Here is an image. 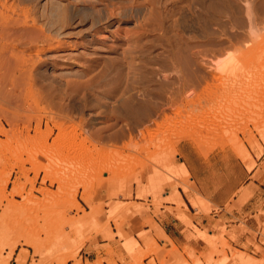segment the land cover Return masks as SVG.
Returning a JSON list of instances; mask_svg holds the SVG:
<instances>
[{"label":"rangeland","instance_id":"rangeland-1","mask_svg":"<svg viewBox=\"0 0 264 264\" xmlns=\"http://www.w3.org/2000/svg\"><path fill=\"white\" fill-rule=\"evenodd\" d=\"M170 1L0 0V264H264V0Z\"/></svg>","mask_w":264,"mask_h":264},{"label":"crops","instance_id":"crops-1","mask_svg":"<svg viewBox=\"0 0 264 264\" xmlns=\"http://www.w3.org/2000/svg\"><path fill=\"white\" fill-rule=\"evenodd\" d=\"M171 193H168L165 197H168ZM193 205H199L198 200H192ZM192 224L199 228V226L208 225V220L205 219L203 216H195V213H191ZM154 221L162 227L163 233L173 242H177L178 240L181 241L183 235L181 234L182 231V224L180 221L173 219L169 215H165V217L161 219H154Z\"/></svg>","mask_w":264,"mask_h":264},{"label":"bare ground","instance_id":"bare-ground-1","mask_svg":"<svg viewBox=\"0 0 264 264\" xmlns=\"http://www.w3.org/2000/svg\"><path fill=\"white\" fill-rule=\"evenodd\" d=\"M50 1V0H49ZM142 1V0H141ZM173 1V0H172ZM172 1H170V2H172ZM199 1V0H198ZM223 1V0H222ZM230 1V0H229ZM139 2V1H138ZM191 2V1H190ZM200 3H202V0H200L199 1ZM208 2V3H207ZM207 2H205V0L203 1V3H205V4H207V5H205V4H202V7H203V5H204V7L206 8H210V7H212V3L210 2V0L209 1H207ZM51 2H49V4H50ZM136 3V2H135ZM137 4V3H136ZM164 4V3H163ZM58 5V4H57ZM150 5V4H149ZM153 5V4H152ZM181 5V4H180ZM139 6H140V4H139ZM176 6V5H175ZM142 7V6H141ZM177 7V6H176ZM151 8V7H150ZM218 8V7H217ZM160 9V8H159ZM173 9V8H172ZM54 10H55V8H54ZM148 10V9H147ZM156 10V9H155ZM177 10V9H176ZM207 10V9H206ZM216 10V9H215ZM62 11V10H61ZM152 11L154 12V9H152ZM157 11V10H156ZM155 11V12H156ZM204 11V10H203ZM154 12V13H155ZM159 12V11H158ZM205 12V11H204ZM208 12H209V9H208ZM152 13V12H151ZM143 14V13H142ZM153 14V13H152ZM156 14H157V12H156ZM159 14V13H158ZM157 14V15H158ZM175 14V13H174ZM179 14H180V12H179ZM59 15H61V13H59ZM171 15V14H170ZM55 16V15H54ZM156 16V15H155ZM0 17H2V16H0ZM151 17V16H150ZM160 17V16H159ZM168 17V16H167ZM250 17V16H249ZM169 18V17H168ZM7 19V18H6ZM6 19H5V22H6ZM150 19V18H149ZM152 19V18H151ZM154 19V18H153ZM184 19V18H183ZM196 19V18H195ZM251 19H252V17H251ZM250 19V20H251ZM260 19H262V18H260ZM259 19V20H260ZM4 20V19H3ZM162 20V19H161ZM189 20V19H188ZM145 21H147V20H145ZM150 21V20H149ZM17 22H18V20H17ZM208 22V21H207ZM264 21H263V19L262 20H260V21H257V20H251L250 22H249V25H250V28L251 29H256L257 28V26L259 25L260 26V24L261 23H263ZM157 23V22H156ZM160 23V22H159ZM239 23V22H238ZM1 24H2V18H0V26H1ZM7 24V23H6ZM10 24V23H9ZM174 25V24H173ZM191 25V24H190ZM240 25V24H239ZM243 25H244V23H243ZM18 26V25H17ZM90 26V25H89ZM7 28H9V27H7ZM90 28H91V26H90ZM93 29V28H92ZM172 29V28H171ZM253 29V30H254ZM6 30V29H5ZM90 30V29H89ZM156 31V30H155ZM251 31V30H250ZM1 32V31H0ZM3 32V31H2ZM25 32V31H24ZM23 32V33H24ZM28 32V31H27ZM9 32H7V34H8ZM10 33H11V31H10ZM6 33H5V35H7ZM14 34H15V32H14ZM0 35H1V33H0ZM3 36H4V33H3ZM173 36V35H172ZM176 38V37H175ZM32 40H33V38H32ZM177 41V40H176ZM238 43V42H237ZM196 46V45H195ZM255 49H257V48H255ZM102 51V50H101ZM176 51V50H175ZM179 51V50H178ZM177 51V52H178ZM249 52H251V49L249 50ZM3 54V53H2ZM175 54H177V53H175ZM174 54V55H175ZM5 55V54H4ZM179 57H181L180 56V53H179ZM178 60V59H177ZM5 61H7L6 59H4V62ZM181 61V60H180ZM64 68V67H63ZM68 69V68H67ZM236 70V69H235ZM64 72V71H63ZM145 73V72H144ZM126 85V84H125ZM224 85V84H223ZM233 87V86H232ZM229 88H230V86H229ZM125 90V89H124ZM230 90V89H229ZM127 91V90H126ZM220 92V91H219ZM232 93V92H231ZM122 94V93H121ZM231 95V94H230ZM232 96V95H231ZM123 97V96H122ZM130 99V98H129ZM126 100V99H125ZM131 100V99H130ZM129 103V102H128ZM133 103V102H132ZM126 104V103H125ZM136 104V103H135ZM130 105H132V104H130ZM147 105V104H146ZM148 105H150V104H148ZM126 106V105H125ZM137 107V106H136ZM133 108V107H132ZM128 110V109H127ZM133 111V110H132ZM136 111V110H135ZM137 114H139V113H137ZM146 115V114H145ZM140 117V116H139ZM141 120H143V119H141Z\"/></svg>","mask_w":264,"mask_h":264}]
</instances>
